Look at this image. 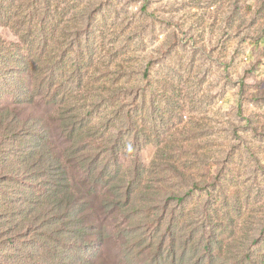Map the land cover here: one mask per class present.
<instances>
[{
    "label": "rangeland",
    "instance_id": "374dc122",
    "mask_svg": "<svg viewBox=\"0 0 264 264\" xmlns=\"http://www.w3.org/2000/svg\"><path fill=\"white\" fill-rule=\"evenodd\" d=\"M40 1L0 0L11 6L6 16L0 11V39L17 43L29 33L41 39L44 14L33 9ZM45 1L54 39L35 48L56 52L71 70L82 68L83 88L64 98L117 105L111 123L119 129L101 130L127 137L131 145L121 156L127 171L132 164L152 170L139 186L183 196L195 181L200 189L176 210L178 229H199L210 199L229 239L264 255V0ZM67 76L74 86L75 75ZM111 111L103 103L96 117ZM47 121L61 143L60 128ZM155 161L162 163L156 171ZM162 203L154 206L170 216L174 205L165 212ZM95 210L110 246L102 258L118 264L117 229L125 220L117 207L97 201Z\"/></svg>",
    "mask_w": 264,
    "mask_h": 264
},
{
    "label": "trees",
    "instance_id": "16d2710c",
    "mask_svg": "<svg viewBox=\"0 0 264 264\" xmlns=\"http://www.w3.org/2000/svg\"><path fill=\"white\" fill-rule=\"evenodd\" d=\"M10 7L0 5L3 16ZM33 9L44 14L41 39L32 33L17 43L0 39V99L7 104L0 106V257L6 264H111L102 258L110 246L97 201L106 209L117 207L125 220L117 229L118 264H264L260 249L252 252L229 239L210 199L199 229H178L176 210L182 212L185 198L199 185L194 181L183 196L169 188L163 193L140 187L152 170L132 164L127 171L121 157L131 145L127 137L121 130H101L117 127L111 123L117 105L96 97L84 96V103L64 98L83 88L82 68L71 70L56 52L35 48L54 39L47 35L54 18L45 0ZM71 71L74 86L67 76ZM103 103L113 112L96 117ZM47 117L60 128L61 143ZM160 165L153 162L155 171ZM160 200L165 212L174 205L171 217L154 206ZM228 201H223L226 211Z\"/></svg>",
    "mask_w": 264,
    "mask_h": 264
}]
</instances>
